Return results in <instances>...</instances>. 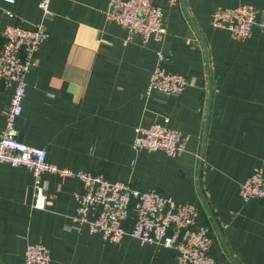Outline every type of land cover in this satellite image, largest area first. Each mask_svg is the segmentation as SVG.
<instances>
[{
	"label": "crops",
	"instance_id": "crops-1",
	"mask_svg": "<svg viewBox=\"0 0 264 264\" xmlns=\"http://www.w3.org/2000/svg\"><path fill=\"white\" fill-rule=\"evenodd\" d=\"M39 2L0 0V47L10 26L42 22L49 34L25 76L21 141L57 168L101 173L195 207V224L210 229L215 264H264V201L238 198L253 169L264 177V0H181L172 8L152 0L165 9L161 44L136 35L124 44L127 31L104 18L108 0H50L44 20ZM242 4L257 15L251 37L237 43L209 19ZM159 49L188 82L178 97L144 94ZM10 94L0 85V132ZM154 123L181 133L175 157L131 150L136 129ZM42 180L46 209L34 210L31 173L0 165V264H24L27 243L49 249L50 264H174L173 250L74 230L81 183Z\"/></svg>",
	"mask_w": 264,
	"mask_h": 264
},
{
	"label": "built area",
	"instance_id": "built-area-1",
	"mask_svg": "<svg viewBox=\"0 0 264 264\" xmlns=\"http://www.w3.org/2000/svg\"><path fill=\"white\" fill-rule=\"evenodd\" d=\"M10 2V1H8ZM168 8L180 6L181 0H167ZM50 0H40L38 8L44 20L50 15ZM165 9L152 0H108L104 18L124 28L128 36L140 37L143 43L161 44L166 37L163 24ZM256 10L242 4L230 9H215L210 14V24L228 33L237 43L245 42L252 35ZM49 38L42 22L32 29L20 25L10 26L3 33L0 47V85L10 90L5 124L0 132V165L21 168L33 178L31 208L45 210L47 189L42 175L75 178L81 192L75 193V213L70 218L72 228H85L90 235H99L105 242L118 244L124 237L141 244L161 246L175 252L174 264H215L211 255L210 229L196 225L195 207L165 198L158 191H142L129 183H109L101 173L60 169L46 161V152L23 143L16 129L25 98V76L37 49ZM171 56L159 49L155 64L144 91L146 96H180L188 82L182 74L170 69ZM168 120L164 119V124ZM130 143L131 150L148 153L162 152L170 158L177 155L183 137L180 132L154 123L147 128H137ZM137 156V155H136ZM238 198L246 204L252 200L264 201L262 170L253 169L240 184ZM24 264H50L51 251L37 243H27L23 254Z\"/></svg>",
	"mask_w": 264,
	"mask_h": 264
}]
</instances>
